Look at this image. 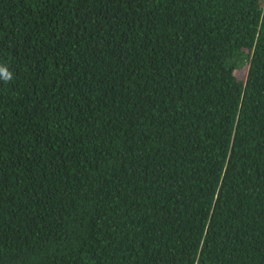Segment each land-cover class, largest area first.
I'll list each match as a JSON object with an SVG mask.
<instances>
[{
	"label": "trees",
	"instance_id": "obj_1",
	"mask_svg": "<svg viewBox=\"0 0 264 264\" xmlns=\"http://www.w3.org/2000/svg\"><path fill=\"white\" fill-rule=\"evenodd\" d=\"M0 67V264H264V0H0Z\"/></svg>",
	"mask_w": 264,
	"mask_h": 264
},
{
	"label": "clouds",
	"instance_id": "obj_2",
	"mask_svg": "<svg viewBox=\"0 0 264 264\" xmlns=\"http://www.w3.org/2000/svg\"><path fill=\"white\" fill-rule=\"evenodd\" d=\"M0 79L7 83L12 79L11 73H9L5 68L0 67Z\"/></svg>",
	"mask_w": 264,
	"mask_h": 264
},
{
	"label": "rangeland",
	"instance_id": "obj_3",
	"mask_svg": "<svg viewBox=\"0 0 264 264\" xmlns=\"http://www.w3.org/2000/svg\"><path fill=\"white\" fill-rule=\"evenodd\" d=\"M239 73H243V69H240V70H239Z\"/></svg>",
	"mask_w": 264,
	"mask_h": 264
}]
</instances>
